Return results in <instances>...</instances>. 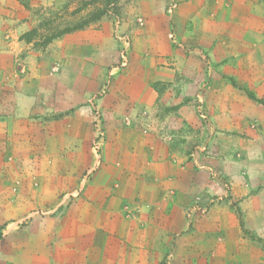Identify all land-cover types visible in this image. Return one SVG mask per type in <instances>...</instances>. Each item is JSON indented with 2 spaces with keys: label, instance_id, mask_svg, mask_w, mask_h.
<instances>
[{
  "label": "rangeland",
  "instance_id": "obj_1",
  "mask_svg": "<svg viewBox=\"0 0 264 264\" xmlns=\"http://www.w3.org/2000/svg\"><path fill=\"white\" fill-rule=\"evenodd\" d=\"M176 6L175 0H0V264L65 257L95 220L142 224L149 207L142 199V136L157 121V137L182 146L202 170L184 208V222L198 228L199 255L191 256L189 231L176 233L178 252L159 247L158 222L146 231L152 246L135 252H148V264H243L223 246L226 212L240 221L238 201L200 185L210 177L221 185L243 180L245 165L262 151L254 115L264 106L249 93L260 97L255 86L264 79V55L213 56L181 42L173 33ZM166 22L170 30L162 36ZM166 47L171 56L163 54ZM165 58L193 71L159 79ZM148 85L152 106L136 99L148 96ZM184 104L200 117L196 126L182 121ZM246 106L250 115L239 120ZM213 216L219 224L211 233ZM142 234L136 231V239Z\"/></svg>",
  "mask_w": 264,
  "mask_h": 264
},
{
  "label": "crops",
  "instance_id": "obj_2",
  "mask_svg": "<svg viewBox=\"0 0 264 264\" xmlns=\"http://www.w3.org/2000/svg\"><path fill=\"white\" fill-rule=\"evenodd\" d=\"M175 1L177 6L172 15L175 25L173 33L181 42L187 44L190 41L192 45L199 44L213 56L216 54L224 56L264 55V0ZM169 28L166 22L161 28V35L166 36ZM216 48L222 50L216 52ZM176 51L183 54V50ZM163 54L171 56V49L166 47ZM170 61V58H165L164 66L158 69L159 79L166 78L171 81L176 72L193 71L182 62L176 61L172 65ZM262 69L264 70V67ZM247 85L253 86L252 81H249ZM255 87L260 89L258 95L264 98V79ZM147 88L145 89H147L148 96L143 97V93L136 99L141 104L152 106L153 90L150 85ZM256 110L258 113L254 116L259 121L256 130L260 131L262 137V151L256 153L250 165H245L244 168L247 169L244 171L243 180L238 181L231 177L225 181L224 185H221L210 177L200 186L207 188L210 192L220 191L228 194L231 199L237 200L244 215L245 227L259 236H264V107L260 109L257 107ZM180 114L186 125L196 126L200 122V117L196 112H191L186 104L180 108ZM248 114L246 106L243 110L244 116L239 115L238 119L246 120ZM227 115L229 120L231 111H228ZM152 126L154 131L148 136L144 134L142 136V143L145 147L142 199L149 206H146L148 209L143 210L142 218L139 219L142 224L138 223V219L118 225L114 218H110L105 225L95 220L91 229L80 233L79 244H75L74 248H68L69 251L65 257H56L45 264H148L150 263L149 253L139 254L135 252V249L152 246V240L146 231L149 229V224H156L155 222H158V233H164L163 238L161 235L158 237L159 247L176 246L178 252L180 244L176 233L189 231L191 256L199 255V246L193 235L198 228L194 229L188 222H184L186 221L184 220V208L191 203L193 194L199 189L197 177L200 173L202 174V170H197L199 168L192 159H189L182 146L180 150L173 149L157 137L156 133L158 134L160 128L158 121L152 123ZM218 127L224 129L222 125ZM181 165H184V169L180 167ZM134 182L140 184V181L135 180ZM172 187L176 190L173 195L167 192ZM226 214L229 222L222 224V228L228 233L225 244H223L224 252L226 251L229 253L228 256L237 258V261L243 264H262L264 261L262 242L243 234L240 221L233 212L228 211ZM214 216L207 224V231L211 233L218 230L219 222H214ZM136 231L143 233L141 239H136ZM212 246L209 245L208 248Z\"/></svg>",
  "mask_w": 264,
  "mask_h": 264
},
{
  "label": "trees",
  "instance_id": "obj_3",
  "mask_svg": "<svg viewBox=\"0 0 264 264\" xmlns=\"http://www.w3.org/2000/svg\"><path fill=\"white\" fill-rule=\"evenodd\" d=\"M249 96H250L252 99H254L255 101H257L258 103H260V104H262V105L264 106V98L258 97V96H256V95L253 94V93H249ZM237 210H238V214L240 215V224H241V226H242L243 231H244L246 234H249L250 237H251L252 239L258 240V241H260V242H262V243L264 244V238H262V237L256 235L254 232H252L251 230H249V229H247V228L245 227V222H244V218H243V216H242V211H241L240 207H237ZM0 234H1V233H0Z\"/></svg>",
  "mask_w": 264,
  "mask_h": 264
},
{
  "label": "built area",
  "instance_id": "obj_4",
  "mask_svg": "<svg viewBox=\"0 0 264 264\" xmlns=\"http://www.w3.org/2000/svg\"><path fill=\"white\" fill-rule=\"evenodd\" d=\"M174 7H175V5H172L171 8H170V10L173 11V8H174Z\"/></svg>",
  "mask_w": 264,
  "mask_h": 264
}]
</instances>
